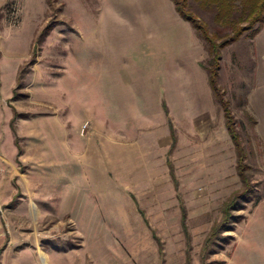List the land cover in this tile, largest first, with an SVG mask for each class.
Instances as JSON below:
<instances>
[{
    "label": "rangeland",
    "instance_id": "374dc122",
    "mask_svg": "<svg viewBox=\"0 0 264 264\" xmlns=\"http://www.w3.org/2000/svg\"><path fill=\"white\" fill-rule=\"evenodd\" d=\"M259 26L220 59L248 186L174 0H0V264H264Z\"/></svg>",
    "mask_w": 264,
    "mask_h": 264
},
{
    "label": "trees",
    "instance_id": "16d2710c",
    "mask_svg": "<svg viewBox=\"0 0 264 264\" xmlns=\"http://www.w3.org/2000/svg\"><path fill=\"white\" fill-rule=\"evenodd\" d=\"M200 6L213 13L216 22L215 31H211L208 22L201 18L193 10L189 0H174L177 10L180 14L190 20L197 30V34L202 38L210 54L209 63L206 65L212 89L215 93V99L223 107L227 126L232 135L238 154L239 173L246 185L250 186V176L246 169L249 165L246 163L247 153L241 133L237 127L235 115L231 109L229 100L225 97V92L219 83L221 68V49L230 43L238 40L245 32L253 30L257 33L259 25L264 23V0H195ZM258 25V26H256ZM248 194L247 190L242 192L241 197ZM236 202H233L234 205ZM231 207V206H229ZM226 206V215L231 211Z\"/></svg>",
    "mask_w": 264,
    "mask_h": 264
}]
</instances>
